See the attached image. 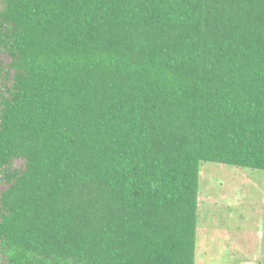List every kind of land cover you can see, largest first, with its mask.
Here are the masks:
<instances>
[{"label": "trees", "instance_id": "obj_1", "mask_svg": "<svg viewBox=\"0 0 264 264\" xmlns=\"http://www.w3.org/2000/svg\"><path fill=\"white\" fill-rule=\"evenodd\" d=\"M206 162L264 171V0H4L0 264H194Z\"/></svg>", "mask_w": 264, "mask_h": 264}, {"label": "rangeland", "instance_id": "obj_2", "mask_svg": "<svg viewBox=\"0 0 264 264\" xmlns=\"http://www.w3.org/2000/svg\"><path fill=\"white\" fill-rule=\"evenodd\" d=\"M194 232L195 264H264V171L202 163Z\"/></svg>", "mask_w": 264, "mask_h": 264}, {"label": "crops", "instance_id": "obj_3", "mask_svg": "<svg viewBox=\"0 0 264 264\" xmlns=\"http://www.w3.org/2000/svg\"><path fill=\"white\" fill-rule=\"evenodd\" d=\"M195 235H196V233H195ZM195 250H196V243H195V247H194V264H195Z\"/></svg>", "mask_w": 264, "mask_h": 264}]
</instances>
